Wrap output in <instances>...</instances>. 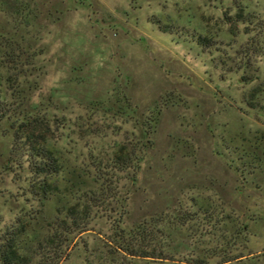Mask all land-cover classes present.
Returning a JSON list of instances; mask_svg holds the SVG:
<instances>
[{"label":"rangeland","instance_id":"374dc122","mask_svg":"<svg viewBox=\"0 0 264 264\" xmlns=\"http://www.w3.org/2000/svg\"><path fill=\"white\" fill-rule=\"evenodd\" d=\"M11 1L23 11L0 4V44L37 54L20 87L53 121L64 171L60 193L31 194L11 155L15 119L0 121V236L44 232L58 208L104 189L107 209L61 264H264V51L250 45L264 0ZM119 147L135 150L124 172ZM142 224L152 258L119 248Z\"/></svg>","mask_w":264,"mask_h":264},{"label":"trees","instance_id":"16d2710c","mask_svg":"<svg viewBox=\"0 0 264 264\" xmlns=\"http://www.w3.org/2000/svg\"><path fill=\"white\" fill-rule=\"evenodd\" d=\"M11 2L0 0L7 12L12 15L20 14L23 10H18L19 3ZM241 22L245 24L246 21ZM250 23L249 21L248 25ZM258 33L250 45L262 53L264 33L262 29ZM197 40L204 46L206 40ZM0 46L4 49L0 51V68L6 70L5 77L0 75V86L2 78H5L8 86L3 91L0 89V121L15 119L11 125L14 129L11 155L19 157V162L25 158L24 162L33 177L29 190L44 202L61 192L59 177L64 171V165L58 152L50 144L53 121L45 114L29 111L25 90L20 87L19 78L33 70L37 54L29 52L28 43L23 46L12 41V37ZM134 155L135 150L126 151L124 147H119L114 154V163L117 165L115 168L121 172L126 171ZM141 159L137 157V164ZM104 194V189L89 190L79 195L73 204L58 208L44 232L28 229L23 224L7 229L0 236V264H61L76 236L88 230L95 210L101 206L107 209ZM128 236L129 242L119 247L120 250L132 257L152 258L145 251L151 231L144 224L138 225Z\"/></svg>","mask_w":264,"mask_h":264}]
</instances>
